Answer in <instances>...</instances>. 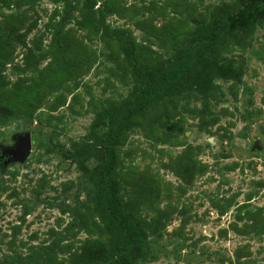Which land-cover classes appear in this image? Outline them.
<instances>
[{
	"label": "rangeland",
	"instance_id": "obj_1",
	"mask_svg": "<svg viewBox=\"0 0 264 264\" xmlns=\"http://www.w3.org/2000/svg\"><path fill=\"white\" fill-rule=\"evenodd\" d=\"M103 1L95 0L92 9L103 8ZM241 1L118 0L121 13L106 14L105 23L128 36L134 62L153 69L174 51L191 52L193 43L185 39L200 32L199 24L229 13ZM80 5L71 11L61 35L73 32L84 44L85 67L52 87L42 84L45 99L36 108L0 118V159L16 144L17 135L31 136L24 158L4 156L0 161V264H106L97 252L113 237L99 217L94 181L87 174L100 165L101 153L83 163L64 153L82 147L89 133V142L93 133L102 134L104 107L111 110L132 96L136 85L117 38L77 27ZM55 9H62V3L0 0L2 30L22 15L25 27L36 23L1 77L15 82L19 75L12 68L19 65L26 71L20 76L31 83L56 62L68 61V46L50 44L54 28L46 23ZM185 27L189 30L179 42ZM27 48L32 55L25 59ZM39 51L43 54L35 64ZM198 67L209 76L210 93L196 87L185 91L177 106L169 105L160 116L153 110L144 126L129 130L118 147L121 206L142 223L148 241L134 262L264 264V12L250 40L241 36L229 41L216 55L204 56ZM62 96L64 103L57 101ZM161 118L168 127H153ZM53 146L64 153L50 151ZM188 167L194 170L191 176ZM93 240L101 247L88 252ZM184 253L198 261L183 262Z\"/></svg>",
	"mask_w": 264,
	"mask_h": 264
},
{
	"label": "trees",
	"instance_id": "obj_2",
	"mask_svg": "<svg viewBox=\"0 0 264 264\" xmlns=\"http://www.w3.org/2000/svg\"><path fill=\"white\" fill-rule=\"evenodd\" d=\"M31 1L36 2L37 0ZM52 1L62 3V9H55L46 23V26L54 28L52 38L54 37L55 40H52L50 44H55L57 47L71 45V48L65 49L68 53V61L65 63L64 61L56 62L54 68L43 72L40 78H35L31 83H28L27 76H20L22 72L26 71L19 65L14 66L12 73L19 76L15 82L10 83L3 76V78L1 77L5 70V64L12 61L16 46H26V34L35 28L36 23L32 20L29 26L25 27L27 17L22 15L11 20L14 23L10 22V29L2 30L0 27V118L8 120L22 113L23 108H36L45 99L42 84L45 83L46 87H52L60 83L62 78L71 76L70 73L76 71L75 69L84 66L86 62V58L83 56L84 44L77 42L78 38L73 32L66 31L61 35L64 24L72 18L71 11L81 3L82 18L75 20L77 27L82 29L88 26L91 31L101 32L102 37L118 39L119 51L126 54V60L130 62L129 70L136 89L132 91V96L113 105L111 110L108 109V106L104 107L107 108L105 109V117H107L105 131L102 134L93 133L91 142L88 141V135H91L89 133L82 147H74L71 151L67 150L64 153L61 147L53 146L50 151L62 152L65 154L64 156L78 163L85 162L97 151L101 153L100 165L94 170L88 171L87 174L93 179L95 185V207L105 230L111 233L113 239L105 243L103 250L100 249L97 254L106 264H135V255L144 254L148 247V241L143 234L142 223L121 206L116 180L118 147L129 130L144 126V119L148 118L153 110L159 115L161 112L169 110L170 106H177L180 100L179 96L185 91L194 90L196 87L195 90L204 94L210 93L207 86L209 76H206L204 70H199L200 67H198L202 58L206 55H216L226 43L229 41L232 43L241 36L250 40L257 19L264 12V0H242L241 6L234 8L232 5L229 13L214 14L210 20L199 24L200 32L197 29L185 39L190 44L193 43L190 46L191 52H187L185 48L174 51L172 57L167 59L165 64L161 63L153 69L144 68L134 62L135 49L128 36L120 28L111 29L105 23L106 14L121 13L122 8L118 0H104L103 8L97 11L92 9L95 0H74V5H72V0ZM57 15L60 18L56 21ZM19 29H25V32L20 34ZM188 30L186 27L183 28L180 31V39L175 36L172 39L177 38L179 42H183ZM241 31H245V33ZM73 42L78 45H72ZM42 54L39 51L34 60L35 64L37 60L41 59ZM29 55H32L31 49L26 52L25 59ZM216 86L215 84L214 87ZM57 101L64 103L65 100L63 97L62 100L57 99ZM184 106L186 107V105ZM152 123L153 121L150 125ZM174 125L172 130L176 128ZM153 127L164 129L168 127V123L161 118L153 123ZM3 158L5 157L1 159ZM0 161L2 162V160ZM193 171L190 167L187 173L191 176ZM98 247H101V242L93 240L87 250L89 252L90 249L94 248L95 250Z\"/></svg>",
	"mask_w": 264,
	"mask_h": 264
},
{
	"label": "water",
	"instance_id": "obj_3",
	"mask_svg": "<svg viewBox=\"0 0 264 264\" xmlns=\"http://www.w3.org/2000/svg\"><path fill=\"white\" fill-rule=\"evenodd\" d=\"M16 140H17L16 144L13 147L6 149V151L2 153L1 157L9 156L10 159L21 160L29 153V150L31 147L30 133L25 132L23 134H19L17 135ZM8 162L9 160L7 159L5 163H8ZM182 261L183 262H197L198 257L184 253L182 255Z\"/></svg>",
	"mask_w": 264,
	"mask_h": 264
},
{
	"label": "flooded vegetation",
	"instance_id": "obj_4",
	"mask_svg": "<svg viewBox=\"0 0 264 264\" xmlns=\"http://www.w3.org/2000/svg\"><path fill=\"white\" fill-rule=\"evenodd\" d=\"M7 157H5V158H3V159H0V160H2V162L6 159Z\"/></svg>",
	"mask_w": 264,
	"mask_h": 264
}]
</instances>
